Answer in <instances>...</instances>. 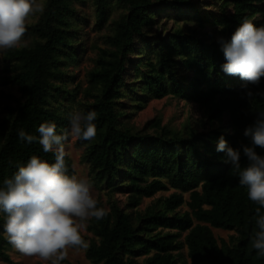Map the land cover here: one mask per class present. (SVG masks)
<instances>
[{"label": "trees", "instance_id": "trees-1", "mask_svg": "<svg viewBox=\"0 0 264 264\" xmlns=\"http://www.w3.org/2000/svg\"><path fill=\"white\" fill-rule=\"evenodd\" d=\"M87 1L89 14L82 7ZM41 2L45 11L28 25L25 46L0 53L2 85L20 93L8 96L15 105L0 107V189L34 155L55 162L54 152L18 134L38 137L45 122L64 134L68 103L74 102L79 111L97 113L95 139L76 140L98 191L97 207L107 213L88 221L92 236L85 256L92 264H264L250 242L258 205L224 162L226 154L217 151L223 136L228 146L241 149V168L248 164L241 145L250 146L244 131L264 111V96L257 95L264 93V78L258 86L246 85L226 74L220 40L230 41L245 18L264 26V0ZM88 28L106 32V47L87 73L80 101L79 87H69L76 79L70 67ZM166 97L195 103L205 117L179 129L158 117L133 125L146 104ZM65 164L75 175L67 155ZM184 205L189 210L182 212ZM5 222L0 211V259L11 262ZM213 228L236 235L220 244Z\"/></svg>", "mask_w": 264, "mask_h": 264}, {"label": "clouds", "instance_id": "clouds-1", "mask_svg": "<svg viewBox=\"0 0 264 264\" xmlns=\"http://www.w3.org/2000/svg\"><path fill=\"white\" fill-rule=\"evenodd\" d=\"M45 11L41 0H0V53L25 46L24 37L30 22ZM226 63L222 70L239 76L245 84L258 86L264 78V26L257 27L245 18L236 28L230 41L220 40ZM248 97L253 93L248 92ZM257 95L264 96V93ZM95 111L69 114V129L57 134L56 124L45 122L37 129L39 136L19 132V138L31 144L38 141L44 152H54L55 162L49 163L37 156L29 158L18 168L5 189H0V211L6 214L3 226L8 242L19 253L38 257L48 264H61L70 248L87 249L82 233L87 222L102 219L107 213L97 207L92 185L86 179L69 175L65 164V142L71 138L94 140L97 128ZM250 146L241 145L248 164L241 168V149L228 146L223 136L217 151L226 154L225 163L239 176V184L247 188V197L258 205L253 217L256 230L251 246L259 257H264V111L254 124L244 131Z\"/></svg>", "mask_w": 264, "mask_h": 264}, {"label": "rangeland", "instance_id": "rangeland-1", "mask_svg": "<svg viewBox=\"0 0 264 264\" xmlns=\"http://www.w3.org/2000/svg\"><path fill=\"white\" fill-rule=\"evenodd\" d=\"M200 1V0H198ZM211 1V0H205ZM84 11L90 13V3L87 1L82 5ZM36 17H34L35 19ZM87 35L85 36L84 46L82 51L79 52L77 63L71 65L70 70L76 75V79L72 82L69 87H79L78 100L85 99V90L88 87L87 73L94 67L95 60L100 53V49L105 48V42L102 33H95L87 29ZM4 75L3 66L0 64V107L6 105H15V102L10 100L8 96L19 98L20 93L16 87H5L2 85V76ZM70 112L79 111L76 108L74 102L68 103ZM161 118L163 124L169 125L173 129H179L184 123L191 122L192 124H197L202 118L205 117V112L200 109L195 103H188L185 101L177 100L171 97H166L162 100H153L146 104L142 110L138 112L135 118L132 120L133 125L138 127L143 126L148 120L153 118ZM204 130V128H200ZM76 138H69L65 142V151L67 156L72 160L73 167L75 170V176L78 179H86L89 182L88 169L82 162L83 149L76 147ZM90 183V182H89ZM93 188V187H92ZM174 191L170 190L168 192L159 193L155 198L167 197L171 195ZM93 195L95 199L98 197V191L93 188ZM186 200H188L189 195H185ZM154 199H146L141 209H145L148 205L152 203ZM187 205L181 208L182 212L188 211ZM88 226V222H87ZM213 233L217 238L218 242L221 244L222 241L230 242L231 237H233L235 232L225 231L222 229L213 228ZM84 239H89L92 235L86 231L82 233ZM183 239V238H182ZM8 254L10 256L11 262H4L0 259V264H48L46 261L40 260L38 257H28L19 253L12 245L8 247ZM187 250H184V255L186 257ZM61 264H92L85 256V249H75L70 248L68 250L67 258L61 262Z\"/></svg>", "mask_w": 264, "mask_h": 264}]
</instances>
